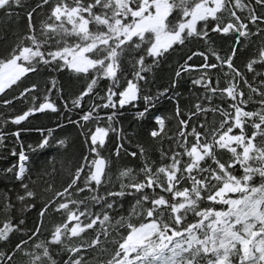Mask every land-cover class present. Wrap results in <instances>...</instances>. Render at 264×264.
Listing matches in <instances>:
<instances>
[{
	"label": "snow or ice",
	"instance_id": "obj_1",
	"mask_svg": "<svg viewBox=\"0 0 264 264\" xmlns=\"http://www.w3.org/2000/svg\"><path fill=\"white\" fill-rule=\"evenodd\" d=\"M18 9L24 27L0 50V142L34 115L68 118L37 128L51 156L30 169L21 146L2 170L15 183L0 192V264H264V0H0L5 17ZM186 46L170 87L142 95ZM45 71L43 87L29 79ZM185 81L197 91L182 109ZM141 100L158 160L116 126Z\"/></svg>",
	"mask_w": 264,
	"mask_h": 264
},
{
	"label": "trees",
	"instance_id": "obj_2",
	"mask_svg": "<svg viewBox=\"0 0 264 264\" xmlns=\"http://www.w3.org/2000/svg\"><path fill=\"white\" fill-rule=\"evenodd\" d=\"M39 0H29L30 4H37ZM17 11L21 12L20 19L17 20L16 16L13 15L11 18H7L3 15V13H0V50L4 48V46L15 39V32L17 29H22L25 24V18L23 16V10L18 9ZM39 15V11L33 16V19L35 20L37 16ZM213 39L216 42L217 47H226L228 41L222 37V36H216L213 37ZM187 47H185L184 50H178L177 52H173L171 55H169L166 59H164L162 62H158L154 67L151 73L148 75V84H142V87L144 88L143 94H154L158 88L163 87H170V79L172 77V74L174 72V65L176 64V61L178 59V56L181 54V51H187ZM246 54H238L237 56V64L240 63L242 59H244V56ZM148 63H151V61H147ZM128 72L129 75L131 74V65H128ZM53 75H56V73H53ZM48 78L47 71L44 72L43 75L40 76H30V80H39L41 87L44 86V80ZM57 84L58 86H63L66 90H70L71 86L76 83V81L73 79L72 81L69 80V73L65 72L61 75H56ZM102 87L107 88V82H104ZM150 90V93H149ZM15 91V90H13ZM197 90L193 87H191L190 84L185 81L181 84L180 87H177L174 92L175 94H178L181 99V108L183 109L186 105L192 103V98L189 95L191 92H196ZM2 95V94H0ZM70 99V98H69ZM168 97H165L162 100H159L157 103H155L154 107L155 109L160 112H170L171 106L167 103ZM92 97H89L88 100L84 102L85 107L89 103H91ZM143 106V101L141 100L138 104L133 105V107L129 108L125 106L123 109L120 110L118 116L116 117L117 120H119V125H116L121 129V135L128 134L132 141V147L135 148V143L139 142L143 144L145 149L151 148L152 150V158L154 160H158V155L156 154V141L148 138L145 135V129L149 127V124L147 122L140 123V119L136 117L135 112L139 108ZM19 107V105H17ZM63 114L65 119L68 118V114L64 112V109L61 107L60 112L56 113L55 115H47V116H41V115H34L32 119H29L26 122H21V135L19 141H17L15 138H9L6 141L0 142V192L6 191L13 187L14 180L12 179L11 175L5 176L2 172L3 169L8 168L9 166L17 164L18 161V153L21 148L23 147L25 154L29 156V160L27 162V165L30 169H34L40 162L44 161L47 156H51L53 154L52 148H54V144L48 148H42V149H35V143L37 142V138L40 136V133L37 131V128L39 127H51L54 122H59L60 115ZM211 115H209V120H211ZM72 119H75V116L72 117ZM65 132L72 133V129L64 126ZM173 127H175V124H173ZM27 129V131H24L23 129ZM12 131L11 128L6 130V135H9ZM135 135H132V134ZM171 134V132H169ZM29 145L33 146V150H29ZM12 148H16V153L12 152ZM131 150V149H130ZM122 159L127 162L126 158L122 157ZM138 166V165H136ZM35 216V213L32 211H29L27 214V221L28 225L31 226L32 218ZM53 219L51 214H49L48 217H46V220Z\"/></svg>",
	"mask_w": 264,
	"mask_h": 264
}]
</instances>
